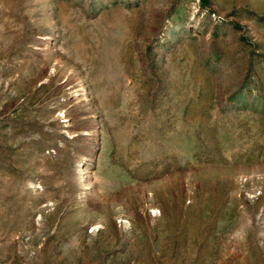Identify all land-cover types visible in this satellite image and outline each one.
<instances>
[{"label": "rangeland", "instance_id": "obj_1", "mask_svg": "<svg viewBox=\"0 0 264 264\" xmlns=\"http://www.w3.org/2000/svg\"><path fill=\"white\" fill-rule=\"evenodd\" d=\"M0 264H264V0H0Z\"/></svg>", "mask_w": 264, "mask_h": 264}]
</instances>
